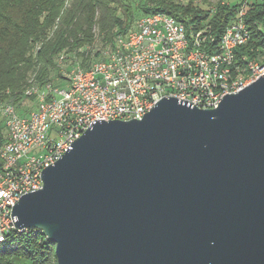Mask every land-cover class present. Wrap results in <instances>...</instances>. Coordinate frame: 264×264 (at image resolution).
I'll return each instance as SVG.
<instances>
[{
  "label": "water",
  "instance_id": "95a60500",
  "mask_svg": "<svg viewBox=\"0 0 264 264\" xmlns=\"http://www.w3.org/2000/svg\"><path fill=\"white\" fill-rule=\"evenodd\" d=\"M13 209L58 264H264V76L216 108L98 121Z\"/></svg>",
  "mask_w": 264,
  "mask_h": 264
},
{
  "label": "built area",
  "instance_id": "2783aa9c",
  "mask_svg": "<svg viewBox=\"0 0 264 264\" xmlns=\"http://www.w3.org/2000/svg\"><path fill=\"white\" fill-rule=\"evenodd\" d=\"M260 1L238 0L237 18L218 45L206 29L188 28L165 13L144 15L99 59L68 71L66 86L28 89V99L35 96L38 105L28 115L5 104L0 109L7 132L0 148V244L28 230L17 228L14 207L43 187V171L94 123L141 120L164 97L216 108L226 95L264 76V49L251 48L256 56L239 51L252 40L249 5Z\"/></svg>",
  "mask_w": 264,
  "mask_h": 264
},
{
  "label": "trees",
  "instance_id": "16d2710c",
  "mask_svg": "<svg viewBox=\"0 0 264 264\" xmlns=\"http://www.w3.org/2000/svg\"><path fill=\"white\" fill-rule=\"evenodd\" d=\"M239 7L238 0H221L213 8L198 0H139L137 4L142 16L165 13L188 28L208 30L215 45L237 18ZM136 21L128 0H0V106L14 104L22 116L28 115L21 110L22 101L36 99H28L27 90L53 83L51 73L61 66L62 54L75 52L82 59L81 66L87 67L91 55L82 50L92 47L97 37L102 38L104 48L113 47L116 38L128 33ZM246 21L252 40L239 51L256 56L251 48L264 49V0L249 5ZM101 51L95 53L98 59ZM1 124L0 148L7 134L5 122V133ZM55 250L40 230L15 232L0 244V264H58Z\"/></svg>",
  "mask_w": 264,
  "mask_h": 264
},
{
  "label": "rangeland",
  "instance_id": "374dc122",
  "mask_svg": "<svg viewBox=\"0 0 264 264\" xmlns=\"http://www.w3.org/2000/svg\"><path fill=\"white\" fill-rule=\"evenodd\" d=\"M175 2H180V3H187L189 0H174ZM199 3L201 5H203L204 7H208V8H213L215 7L221 0H198ZM231 2H235L236 0H228ZM129 4L131 5V7L134 10V14H135V21L139 20L142 17V14L140 13V11L137 9V4L139 2V0H128ZM103 41L101 37H97V40L95 42V44L90 47V48H85L82 51H88L90 53V61L93 62L95 60H97L98 58L95 56V53L99 50L102 49L101 51V55L102 53L108 48H104L103 46ZM100 55V56H101ZM64 56L65 58L62 60L61 57ZM97 58V59H96ZM82 61V59L79 56H76L75 52H70V53H64L60 56L59 59V63H60V67L58 70L52 71L51 73V79L53 81L54 84L58 85V86H66V83L64 82L65 78H66V73L70 70H72L74 67H77L78 65H81L80 62ZM32 80V79H31ZM34 82V81H33ZM7 102H4L3 104H1L0 109L6 104ZM22 111L28 113L31 112L33 110L36 109L37 102L36 101H30V100H24L22 101ZM2 123V124H1ZM0 124L3 127V132L5 133V129H4V121H3V117L2 114L0 113Z\"/></svg>",
  "mask_w": 264,
  "mask_h": 264
}]
</instances>
